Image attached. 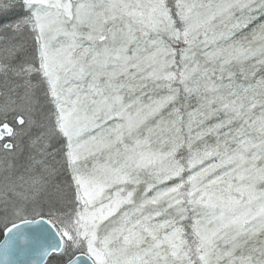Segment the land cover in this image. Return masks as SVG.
<instances>
[{
	"label": "snow or ice",
	"instance_id": "1",
	"mask_svg": "<svg viewBox=\"0 0 264 264\" xmlns=\"http://www.w3.org/2000/svg\"><path fill=\"white\" fill-rule=\"evenodd\" d=\"M0 264H264V0H0Z\"/></svg>",
	"mask_w": 264,
	"mask_h": 264
},
{
	"label": "trees",
	"instance_id": "2",
	"mask_svg": "<svg viewBox=\"0 0 264 264\" xmlns=\"http://www.w3.org/2000/svg\"><path fill=\"white\" fill-rule=\"evenodd\" d=\"M2 238V236H0V239Z\"/></svg>",
	"mask_w": 264,
	"mask_h": 264
},
{
	"label": "water",
	"instance_id": "3",
	"mask_svg": "<svg viewBox=\"0 0 264 264\" xmlns=\"http://www.w3.org/2000/svg\"><path fill=\"white\" fill-rule=\"evenodd\" d=\"M3 238V237H2Z\"/></svg>",
	"mask_w": 264,
	"mask_h": 264
}]
</instances>
